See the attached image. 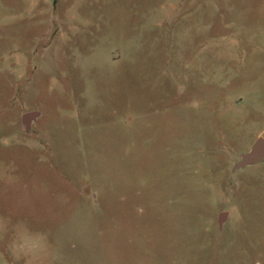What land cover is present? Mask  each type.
Instances as JSON below:
<instances>
[{"label": "rangeland", "instance_id": "374dc122", "mask_svg": "<svg viewBox=\"0 0 264 264\" xmlns=\"http://www.w3.org/2000/svg\"><path fill=\"white\" fill-rule=\"evenodd\" d=\"M260 137L264 0H0V264H264Z\"/></svg>", "mask_w": 264, "mask_h": 264}, {"label": "water", "instance_id": "95a60500", "mask_svg": "<svg viewBox=\"0 0 264 264\" xmlns=\"http://www.w3.org/2000/svg\"><path fill=\"white\" fill-rule=\"evenodd\" d=\"M37 114L30 113L24 117V123L29 125V122L36 118ZM264 161V138L260 137L255 142L252 149L241 155V160L235 165L234 170L244 169L249 166L259 164Z\"/></svg>", "mask_w": 264, "mask_h": 264}]
</instances>
